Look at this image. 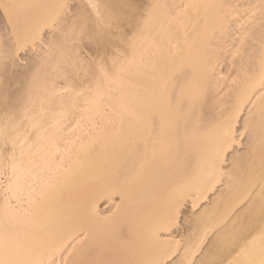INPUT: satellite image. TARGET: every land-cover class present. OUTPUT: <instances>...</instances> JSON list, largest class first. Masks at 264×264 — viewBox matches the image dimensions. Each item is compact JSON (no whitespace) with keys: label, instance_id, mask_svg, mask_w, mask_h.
<instances>
[{"label":"bare ground","instance_id":"6f19581e","mask_svg":"<svg viewBox=\"0 0 264 264\" xmlns=\"http://www.w3.org/2000/svg\"><path fill=\"white\" fill-rule=\"evenodd\" d=\"M4 156L0 264H264V0H0Z\"/></svg>","mask_w":264,"mask_h":264},{"label":"rangeland","instance_id":"374dc122","mask_svg":"<svg viewBox=\"0 0 264 264\" xmlns=\"http://www.w3.org/2000/svg\"><path fill=\"white\" fill-rule=\"evenodd\" d=\"M74 2V1H73ZM72 3V2H71ZM73 4V3H72ZM74 4H75V2H74ZM74 4H73V6H74ZM75 7V6H74ZM86 41V40H85ZM84 41V43L86 44L87 42H85ZM88 41V40H87ZM84 43H82V44H84ZM88 43H90V41L88 42ZM86 44L87 45V47H85L86 45L84 44V46H83V49H82V51H84L83 52V54H85V52H87V54H88V52L91 50V48H93V46H92V44L90 43V44ZM91 45V46H90ZM89 47V48H88ZM86 48V49H85ZM87 49H89V50H87ZM86 50V51H85ZM87 54H85V55H87ZM24 55H25V53H23V54H21L20 53V55H19V57L21 58V60H22V62H21V60H19L20 62H19V64H24L25 62H26V60L24 59ZM25 58H26V56H25ZM25 61V62H24ZM17 66H19V65H17ZM16 66V67H17ZM16 67L14 66V68L16 69ZM19 68V67H18ZM17 68V69H18ZM242 115V114H241ZM212 194L213 193H210L209 194V198L212 196ZM208 201V199L207 200H202L201 201V203L194 209H192L191 207H190V204H189V202H185V204L183 205V207H181V209H180V213H179V225H178V227H177V229H175V234H181V233H187V228L189 227L188 225H190V223H191V221H189L190 220V218H191V216L193 217V215L192 214H194L193 212L195 211V213H197V212H199V210L205 205V203ZM103 205H105V204H103ZM101 206V208L102 207H106V206ZM107 205V204H106ZM192 220V219H191ZM179 236V235H178ZM211 237H212V232H210L208 235H207V237H206V240L204 241V243L202 244V247L201 248H205L206 247V245H208V241L211 239ZM201 250V249H200ZM176 254H174L173 256H172V258L171 259H169L167 262H166V264H172L174 261H175V259H176Z\"/></svg>","mask_w":264,"mask_h":264},{"label":"snow or ice","instance_id":"6c2138e0","mask_svg":"<svg viewBox=\"0 0 264 264\" xmlns=\"http://www.w3.org/2000/svg\"><path fill=\"white\" fill-rule=\"evenodd\" d=\"M92 7H96L95 4L92 5ZM118 19V18H117ZM75 27V26H74ZM15 152V142H13V153ZM14 160L13 157L4 156L2 159H0V165H3L5 168L12 164V161ZM14 175L16 176V180L19 181L21 179V175L19 174L18 170H14Z\"/></svg>","mask_w":264,"mask_h":264}]
</instances>
